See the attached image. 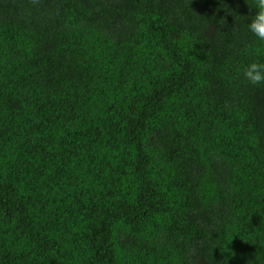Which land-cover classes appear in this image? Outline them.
Segmentation results:
<instances>
[{"label": "trees", "instance_id": "trees-1", "mask_svg": "<svg viewBox=\"0 0 264 264\" xmlns=\"http://www.w3.org/2000/svg\"><path fill=\"white\" fill-rule=\"evenodd\" d=\"M250 6L0 0V264H264Z\"/></svg>", "mask_w": 264, "mask_h": 264}, {"label": "clouds", "instance_id": "clouds-1", "mask_svg": "<svg viewBox=\"0 0 264 264\" xmlns=\"http://www.w3.org/2000/svg\"><path fill=\"white\" fill-rule=\"evenodd\" d=\"M245 2L249 5V0ZM250 8L254 10V14L248 16L246 29L258 42L264 43V0H251ZM243 77L249 85L264 86V63L248 64L243 71Z\"/></svg>", "mask_w": 264, "mask_h": 264}]
</instances>
